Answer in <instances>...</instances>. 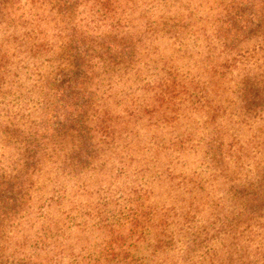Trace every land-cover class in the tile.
Listing matches in <instances>:
<instances>
[{
	"label": "trees",
	"instance_id": "obj_1",
	"mask_svg": "<svg viewBox=\"0 0 264 264\" xmlns=\"http://www.w3.org/2000/svg\"><path fill=\"white\" fill-rule=\"evenodd\" d=\"M0 264H264V0H0Z\"/></svg>",
	"mask_w": 264,
	"mask_h": 264
}]
</instances>
